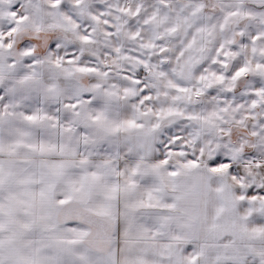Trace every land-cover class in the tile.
<instances>
[{
	"label": "snow or ice",
	"instance_id": "obj_1",
	"mask_svg": "<svg viewBox=\"0 0 264 264\" xmlns=\"http://www.w3.org/2000/svg\"><path fill=\"white\" fill-rule=\"evenodd\" d=\"M0 264H264V0H0Z\"/></svg>",
	"mask_w": 264,
	"mask_h": 264
}]
</instances>
